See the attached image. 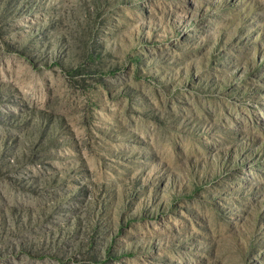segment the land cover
<instances>
[{"label": "rangeland", "instance_id": "1", "mask_svg": "<svg viewBox=\"0 0 264 264\" xmlns=\"http://www.w3.org/2000/svg\"><path fill=\"white\" fill-rule=\"evenodd\" d=\"M0 264H264V0H0Z\"/></svg>", "mask_w": 264, "mask_h": 264}]
</instances>
